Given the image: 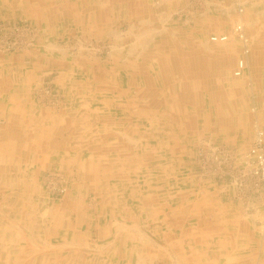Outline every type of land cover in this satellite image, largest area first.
Wrapping results in <instances>:
<instances>
[{"label":"crops","instance_id":"crops-1","mask_svg":"<svg viewBox=\"0 0 264 264\" xmlns=\"http://www.w3.org/2000/svg\"><path fill=\"white\" fill-rule=\"evenodd\" d=\"M15 1L22 8L29 2L0 0V9L13 6ZM77 1L81 2L79 10L74 7ZM250 1L257 6L252 14L246 5ZM69 2L65 8L50 7L48 14L52 19L57 12L66 14V20L75 25L73 30L80 29L94 39L108 40L116 53L91 59L83 57V65L74 67L72 64V69L60 74L63 95L55 106L36 102L40 100L38 88L37 98L34 96L30 108L33 111L30 130L34 131L30 139L25 137L26 132L18 123L16 127L19 128H11L15 134L13 141L24 139L21 157L27 165L17 168L21 177L15 175L18 180L11 188L13 195L10 185H6L4 198L6 206H25L24 212L16 218L20 223L23 221V228L11 234L19 241L25 240L22 244L18 241L15 264H24L25 257L21 253H28L32 264H71L73 254H80L84 264H94L96 257L92 260L91 255L97 256L100 264H264L261 257L264 245L258 237L255 242L258 246L254 248L250 245V236L242 234L241 248L234 251L231 231L217 234L184 229L179 232L167 227L154 235L150 229L141 231L133 223L128 225L120 215L103 212L105 202L109 204L112 198H117L126 182L129 184L123 190L136 191L138 187L144 190L142 202L145 206L168 205L163 196L169 188L166 179L172 168L178 173L176 192L181 193L180 197L192 195L191 206L198 207L201 203L196 200L201 191L199 181L189 173L178 180V175L184 173L183 156L194 142L188 141L187 128H193L191 136L195 139L205 137L201 127H215L212 115L217 106L223 103L221 107L231 110L234 99L237 108L241 92L234 88L232 79L240 52L236 57L217 55L214 44L218 43L210 42L209 36L229 33L235 6L245 3L243 20L252 46L243 75L235 78L248 80L252 93L261 92L264 90L261 82L264 79V21H261L264 12L261 5L256 0ZM83 24L87 25L85 29ZM253 26L258 31L256 37L251 34ZM232 45H236L235 40ZM222 61L227 64L223 65L226 79L218 92L216 70ZM184 63H194L195 68H199V74L195 75L199 78L192 80L193 86L191 80L188 84L183 80L190 76L182 69ZM206 63L209 75L215 77L216 82L207 87L201 84L200 78ZM32 73L38 77L41 69ZM18 89V93L24 91ZM206 93L210 97L207 95L205 101ZM15 108L24 110V101L16 103ZM3 120L1 115L0 126ZM8 125L11 127L13 123L4 122L0 132H7ZM170 125H180L184 129L177 137L170 132ZM6 140L1 138L0 141L8 143ZM31 141H35V148L26 150V142ZM16 148L20 149V144ZM50 166L64 170L71 181L63 199L47 202L42 198L39 180ZM187 169L194 173L189 167ZM2 172L6 178L13 179L9 171ZM205 184L208 188L202 189L213 196L210 189L216 190V186ZM108 190L111 196L105 201ZM18 191L24 194L22 199ZM156 193H161V201ZM195 194L198 195L194 197ZM211 196L206 197L208 203L222 205L220 198L215 200ZM162 217L163 222L176 219ZM177 220L181 221L179 217Z\"/></svg>","mask_w":264,"mask_h":264},{"label":"rangeland","instance_id":"rangeland-1","mask_svg":"<svg viewBox=\"0 0 264 264\" xmlns=\"http://www.w3.org/2000/svg\"><path fill=\"white\" fill-rule=\"evenodd\" d=\"M28 1L24 8L18 6L17 1H15L13 6L9 5V7L5 6L0 9V117L2 115L3 123L6 121L10 124L13 123L11 127L9 125L5 127V131L8 130L7 132H0V140L1 138L7 139L5 142H8L0 141V264H15L17 260L16 246L19 240L15 236L12 237L11 234L19 228H23L21 225L23 221L20 223L18 222L19 219L16 218L19 217L18 214H22L25 210V206L20 204L15 207L6 206L4 200L7 194L6 185H10L9 190L11 192V188L16 186L18 180L15 179V175L21 177L17 174V168L27 166L21 157L24 154V139L21 142L13 141L12 138L15 134H12L11 128H15L19 124L20 128L26 132L25 137L30 139L34 132L33 129L30 130V127L33 128L31 124L33 111L30 108L34 96L35 99L40 96V100L38 99L36 102L42 105L43 103L57 105L63 95L61 90L63 83L60 74L64 73L65 70L72 69V64L74 67L83 65L81 59L83 57L91 59L116 53V49L108 40L94 39L90 36V33L86 35L81 33L82 30L80 29L73 30L72 27L75 25L66 20V14L62 15L57 12L53 19L52 15L48 14L47 11L50 10V7L65 8L71 0ZM77 2L74 7L79 10L81 2ZM241 4L235 6L233 25L240 18L244 22L243 6H245V3ZM246 5L249 6L251 14L257 8L252 1L246 3ZM38 7L41 8L38 9ZM240 7L243 8L241 13H239ZM261 10L264 12L263 8ZM262 15L261 21H264V14ZM85 25L83 24L84 29ZM49 27H51L50 30ZM255 28V26L250 27L253 37H256V32H258ZM231 30L232 28L227 33L229 35L227 42L212 43L215 45L217 53H222L225 56L232 54L233 57H236L237 52H240L241 56L242 43L231 33ZM248 37L250 39L249 56L252 42L251 37L249 35ZM233 40H235V46L232 45ZM209 41L211 42L210 38ZM240 48L241 50H239ZM72 60H79V62L74 63ZM224 64L226 63L223 61L219 63L215 80V77L212 78L209 75V65L206 63L204 74L200 77L201 84L207 87L217 81L215 85L218 92H220L226 79ZM100 65L103 64L100 63ZM184 65L182 69L190 76L183 78V80L186 84L191 80L190 84L193 86L192 80L199 78V76H195L199 74V68H195L194 63H184ZM37 69H41V75L38 77L32 73L34 71L36 73ZM235 77H232L233 86L241 91L240 96L237 97V108H235L236 100L234 99L233 104H230L231 110L221 107L224 106L223 103L217 106V110L213 112L215 114L212 115V117H215V127H201V133H204L205 137L195 139V136H191L193 128H187L186 137H188V141L194 140V142L187 148L183 156L184 173L178 175V180L185 173H189L196 178V181H199L197 182L201 186V191L196 200H200L201 203L198 204V207L191 206L192 195L180 197L181 193L176 192L178 173L176 174V169L172 168L166 179L169 181V188L172 187L166 189L163 196L164 202H168V205L145 206V203L142 202L144 201V190H141L140 187L136 191L123 190L129 184V182H126L122 185L120 195H116L117 198L114 200L112 198L109 204L105 202L106 207L103 212L120 215L128 225L133 223L141 231L150 229L154 235L159 234L161 230L167 227L179 232L184 229H195L214 231L217 234L218 232L223 234L227 230L233 232L234 251L241 248L242 234L251 237H249L250 245L254 248L258 246V243H255L257 237L260 239V243L264 245V186L261 174L255 172L257 168L255 158L247 154L253 141L252 123L254 119H257L264 131V90L254 94L249 91L248 80ZM261 82L264 86V79ZM18 88L24 91L18 93L17 91L20 90ZM38 88L40 92L37 91ZM32 89H34L33 92ZM35 92H38L37 96ZM207 95L208 98L210 97L206 93L204 100H207ZM19 101H24V110H16V103ZM171 112L169 111V113ZM3 123L0 127H4ZM169 129H171L170 132L174 136H177V134L182 133L184 128L180 125H170ZM19 144L22 149L16 148ZM34 146L35 141L26 142L25 149H33ZM30 155L32 156V153ZM29 160H32V158L30 157ZM187 167L194 173L187 172L190 171ZM3 170L9 171L10 175H14L13 179L6 178L4 176L5 172H2ZM45 170L39 180L42 188V198L44 197L43 199L47 202L63 199L68 191L71 176L64 170L57 169L54 166H50ZM125 180L128 181V179ZM142 180L144 181V179ZM205 183L216 186V190L210 189L213 196L206 192L207 189H202L207 187ZM107 193L105 192L107 197L105 201H108L111 196H109V190ZM156 194L158 200L161 201V193ZM23 195L19 192L20 199L23 198ZM197 195L195 194L194 197ZM207 196H211L215 200L220 198L222 205L217 202L214 204L212 202L208 203ZM113 202L117 205L113 206ZM183 214L189 215L190 218L186 219L187 216L183 217ZM162 215H166L169 219L171 217H176V219L163 222ZM177 217L181 221L177 220ZM155 240L160 241L158 238H155ZM22 241L25 242V240ZM22 241H19V243L22 244ZM218 243L224 245L223 242ZM138 245H141V243ZM27 254L21 253L25 257L23 262L24 264H32V259L31 257L27 258ZM80 257V254H73L70 260L71 264H84ZM93 257H96L95 260ZM217 257L219 258V255ZM261 257L264 258V253L261 254ZM89 258L94 260V264H100L97 256L91 255Z\"/></svg>","mask_w":264,"mask_h":264},{"label":"built area","instance_id":"built-area-1","mask_svg":"<svg viewBox=\"0 0 264 264\" xmlns=\"http://www.w3.org/2000/svg\"><path fill=\"white\" fill-rule=\"evenodd\" d=\"M258 3L264 9V0H257ZM243 12V8H239V13ZM231 33L241 41L242 43V55L237 59L235 68L233 70V75L236 77H240L243 75L246 67H247V56L250 52V39L246 34L244 22L240 19H237L234 23ZM229 35L227 33L224 34H214L209 38L214 43H225L228 41ZM253 129V141L252 145L248 149V156H253L257 162V168L255 170L256 173H260L262 177V182L264 186V131L261 129L259 122L257 119H254L252 123ZM264 191V188H263Z\"/></svg>","mask_w":264,"mask_h":264},{"label":"bare ground","instance_id":"bare-ground-1","mask_svg":"<svg viewBox=\"0 0 264 264\" xmlns=\"http://www.w3.org/2000/svg\"><path fill=\"white\" fill-rule=\"evenodd\" d=\"M226 12V11H225ZM248 23V22H247ZM250 23V22H249ZM209 35V34H208ZM212 35V34H211ZM147 37V36H146ZM212 42V41H211ZM179 44V43H178ZM213 46V45H212ZM210 49V48H209ZM214 53V52H213ZM217 55H218V53H216ZM212 55V54H211ZM195 58V57H194ZM198 61V60H197ZM195 62V61H194ZM234 249V248H233ZM13 253V252H12ZM142 260V259H141ZM171 261H172V259H171ZM170 261V262H171ZM230 261V260H229ZM136 262V261H135ZM176 264V263H175Z\"/></svg>","mask_w":264,"mask_h":264}]
</instances>
